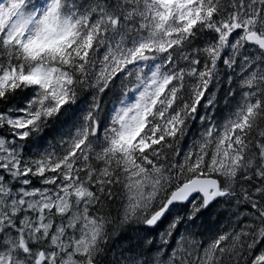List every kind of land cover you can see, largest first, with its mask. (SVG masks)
<instances>
[{
    "label": "snow or ice",
    "instance_id": "6c2138e0",
    "mask_svg": "<svg viewBox=\"0 0 264 264\" xmlns=\"http://www.w3.org/2000/svg\"><path fill=\"white\" fill-rule=\"evenodd\" d=\"M0 264H264V0H0Z\"/></svg>",
    "mask_w": 264,
    "mask_h": 264
}]
</instances>
